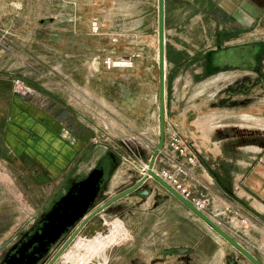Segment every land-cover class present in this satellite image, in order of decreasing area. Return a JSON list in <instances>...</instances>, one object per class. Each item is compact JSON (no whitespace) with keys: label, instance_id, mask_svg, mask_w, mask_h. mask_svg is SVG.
<instances>
[{"label":"rangeland","instance_id":"1","mask_svg":"<svg viewBox=\"0 0 264 264\" xmlns=\"http://www.w3.org/2000/svg\"><path fill=\"white\" fill-rule=\"evenodd\" d=\"M80 1L87 8L85 15L91 16L93 0ZM114 1L108 16L107 8L102 7L105 14L100 13L104 17L101 21H82L90 23L88 30L75 27L81 22L82 10L77 11V0H28L26 14L0 18V258L4 247L74 182L104 166L106 194L101 196L98 206L103 205L144 176L143 169L146 171L151 152L158 146V0ZM214 1L218 5L222 2ZM228 1L243 12L244 20L239 16L233 20L225 13L214 17L211 9L216 11V5L211 0H165L166 104L170 119H175V107L181 111L195 105V114L190 117L194 116L203 127L209 112L221 116L220 123H230L226 117L229 109L236 110L233 113L243 115L237 118H244L236 123H242L244 128L228 133L233 138L242 137L247 148L252 138L264 136V0ZM48 17L56 18L50 22ZM41 18L46 19L41 22ZM94 21L100 25L99 33L91 29ZM225 42L247 47L255 44L257 68L206 72L205 55L218 48L216 44L226 46ZM109 57L128 65L108 68L105 60ZM240 82L250 85V89L230 96L228 89ZM258 117L261 122L252 121ZM45 120H51L55 126L52 131L59 130L74 152L59 164L56 158L63 155L61 144L54 149L39 147L43 136L38 125ZM207 131L206 134L211 133ZM212 133L213 137L220 135L219 131ZM175 135L183 137L177 129L166 128L164 150L169 138ZM52 153L54 158L50 159ZM175 167L177 172L170 167L161 169L176 173L185 182L180 168ZM147 184L144 186L149 187ZM158 196L161 200L156 203ZM169 196L159 188L144 202L140 195L129 194L100 212L97 218L106 223L101 229L107 232L101 237L108 245L91 263L145 264L135 252L138 248L132 251L124 247L132 237L129 218L137 216L135 220H139L138 210L149 199L152 204L168 205ZM199 198L207 201L208 208V197ZM183 212L180 232H174L171 243L186 245L195 230L197 234L201 231L199 225L194 227L192 221L182 216ZM117 224L120 226L116 228ZM168 227L171 231V224ZM115 228L117 233H111ZM82 234L74 238L65 252L85 251L92 237L83 241ZM115 237L112 243L110 240ZM232 237L240 242L237 236ZM242 245L253 254L247 245ZM187 248H174L176 258L185 264H207L220 259L217 244L213 248L211 243V249H199V255L179 252ZM226 251L224 264H252L234 247ZM169 260L167 256L157 257L152 264ZM65 261L64 258L58 263L75 264Z\"/></svg>","mask_w":264,"mask_h":264},{"label":"crops","instance_id":"2","mask_svg":"<svg viewBox=\"0 0 264 264\" xmlns=\"http://www.w3.org/2000/svg\"><path fill=\"white\" fill-rule=\"evenodd\" d=\"M223 2L224 5L226 4L225 8L229 7L227 9H232L233 6L230 1L224 0ZM77 3V11L78 9L82 10H79V21L81 22L76 23L75 27L80 30H88L90 29V23L82 21L88 20L90 22L95 19L101 21L104 17L100 13L105 14V12H101L104 11L102 7L107 8L106 14L108 16L110 13L109 9L114 5L115 1L93 0L91 16L85 15L84 10L87 8L84 3L80 0H77ZM28 7V0H0V18H14L20 14H26V8ZM237 15L244 20L242 11L239 10ZM42 19L46 18H41L40 21ZM246 21L248 22V20ZM103 26L105 27V25ZM174 109L175 119H170L166 104L167 131L170 128H175L183 137L189 140L191 149L197 156V162L190 164L184 157L176 158L173 152L165 148L157 159L156 167L158 170L162 167H170L176 172L175 166L181 168L182 179L190 186L193 195L208 197L209 206L207 212L211 216L210 218L229 234L237 236L240 242L247 245L255 257L264 264V136L252 138L251 142H248L250 145L247 148L244 147V142L241 140L242 137H230L231 134L228 131L233 129L242 130L244 128L242 123H236L238 120H244V118H237L238 116L243 117V115L233 113L237 112L234 109H229L231 113L229 112L226 116L230 123H220L221 116L216 117L217 113L212 114L209 112L208 119L204 115L203 117L207 120V123H204L205 127L198 125L194 116L190 117L195 114V105L193 107L189 105L187 109H182L181 111L180 107H175ZM261 120L259 117L252 118V121L261 122ZM261 124L264 123L261 122ZM38 128V131L43 136V140L40 142L42 146L39 147L54 149L61 144L60 148L63 151V155L56 158L59 160L58 164L60 161L66 160L67 156L71 158L74 152L65 144L66 141L62 139L59 130L52 131L55 126L51 123V120H45L42 125H38ZM206 130L211 133L206 134ZM213 130L219 131L220 135L213 137ZM72 132L79 137L78 133ZM224 132L226 134L222 135ZM80 140L83 141L84 139L80 137ZM90 140H92V137ZM38 150L42 152L40 148ZM154 151L153 148L151 153L153 154ZM52 158H54L53 153L50 159ZM169 199L171 202L166 206L152 204L153 201L149 199L138 210V212H141L139 220H135L137 216L129 218L132 237L128 243L124 244V247L132 248V251L134 250L133 248H138L135 252L138 251L140 262L144 260L145 264H152L155 258L159 257L161 259L164 256L170 257V260L160 264H185L179 258H176L175 247L182 245L188 247L189 252L199 255L201 249L205 250L207 247L209 249L212 243L213 248L216 247V244L220 246L218 250L220 259H217L218 261L213 260L207 264H224V258H226L227 254L226 250L228 247L233 246L180 201L171 195ZM181 211L183 212L182 216L192 221L194 227L199 225L198 227L201 230L197 234V230L194 228L195 233H192V236L189 237L190 243L186 245L184 243L178 244V241L177 243H171V238L176 234L174 232H180ZM216 212H221L222 214L217 215L215 214ZM125 221L128 224V219H125ZM104 224L106 223L103 222V219H101V222L97 221L92 227L91 235L86 236L87 234H84L80 240L84 239L83 241H86V239L92 237V243H88V246L95 247L103 252V248L108 245L104 243L101 237L107 234L105 230L101 229ZM169 224H171V231L168 227ZM118 226L120 224L115 227L117 228ZM116 228L112 229L111 233H117ZM117 237L112 238L110 241L113 243ZM137 253H135L134 257L137 256ZM203 254L201 253V255ZM61 259L64 260L63 257H60L59 261ZM65 262L68 263L67 261Z\"/></svg>","mask_w":264,"mask_h":264},{"label":"water","instance_id":"3","mask_svg":"<svg viewBox=\"0 0 264 264\" xmlns=\"http://www.w3.org/2000/svg\"><path fill=\"white\" fill-rule=\"evenodd\" d=\"M54 17L48 18L53 22ZM42 19L41 22H44ZM158 66H159V142L150 159L146 174L136 182L131 188L123 191L107 202H105L93 215L99 214L107 207L116 203L121 198L131 194L146 183L149 190L155 188L167 191L171 196L180 201L184 206L191 210L196 216L208 224L223 239L229 242L239 253H241L252 264H263L239 241L232 237L219 224L212 220L206 213L197 209L189 200L183 197L178 191L171 187L156 172V162L162 154L165 147L166 136V34H165V0H158ZM115 159V155L111 154ZM105 180L104 166L94 168L85 178L74 182L68 192L57 200L52 208L45 214L42 219L43 224L40 230L31 235L27 243H23L17 248L14 254L9 253V257L4 259L0 264H46L47 258L43 260L44 255L48 252L47 247L57 242L61 235L69 228L82 219L88 211L94 206V203L101 191L102 184ZM149 191L144 194H148ZM97 221L101 222L97 218ZM80 229L65 243L56 256L48 264H55L60 258L67 246L74 240ZM33 244H37L33 250H29ZM188 249H179V252L186 253Z\"/></svg>","mask_w":264,"mask_h":264},{"label":"flooded vegetation","instance_id":"4","mask_svg":"<svg viewBox=\"0 0 264 264\" xmlns=\"http://www.w3.org/2000/svg\"><path fill=\"white\" fill-rule=\"evenodd\" d=\"M211 1H212V3H214L216 5L215 6L216 11H213V9H211V12H213L212 15L214 17H216L217 14L220 15L221 13H223V14L225 13V15H227L229 18L231 17L233 20H235L236 17H238L237 13L239 10L236 8V6L232 2H230L231 5L233 6L232 9H227V8H224V6H222L223 0L220 4L221 6L218 5L214 0H211ZM234 32H236V31L234 30ZM231 39H233V38H231ZM231 39H229V40H231ZM216 45L217 46L219 45V47L216 48L215 50H213L212 52H209L208 54L205 55V63L206 64L203 68L206 69V72H208L209 70H212V69L218 70L219 72H223V70H226V69H227V71H229V70L244 71L245 69L254 70L255 68H257V66H258V62H257V60H258V48L256 47L255 44L251 45L250 47L245 46L243 43H241V44H228V42H225L226 46H224V45L222 46L221 44H216ZM227 45H229V47ZM189 61H193V58H189ZM192 68H193V72H194V67H192ZM263 81H264V79H263ZM249 86L250 85L245 86L242 82H240L239 84H236L235 87L229 88L228 92H229L230 96L231 95L236 96V95L244 92V90H246V89L249 90L250 89ZM105 175H106V172H105ZM105 187H106V177H105V180L102 184L101 191L99 192L98 197L94 203V206L88 211V213L82 219L77 221L74 226H72L66 232H64L57 242H55V243H53L47 247L48 252L44 255V258H43V260L47 258L46 264H48L49 261L52 260L56 256V254L61 250V248L65 245V243L69 240V238L71 236H73V234L77 230L80 229V232L77 235L85 232L82 234V235H84V234H87L88 231H90V230L92 231V227L95 225V222L97 221L96 218L100 213L95 214V215H93V214L102 206V205L98 206V203H99L101 196L106 194ZM69 188L66 190V192L64 194H66L68 192ZM161 190H163V189H161ZM147 191H149V193L145 195L144 193ZM135 192L137 194H134ZM131 194L140 195L141 196V202H144L146 199H148L153 194V191L151 189L149 190V187L143 185V187L141 186L139 189L132 192ZM62 196H60V197H62ZM57 200H59V198ZM57 200L52 201V203H50V205H48L46 210H44L43 212H40L37 215V217L34 219V221L32 223H30V225L26 229L21 230L17 234L15 239H13L6 247H4V249H3L4 252L2 253V256L0 258V263L4 259H7L10 256L9 253L14 254L15 251L17 250V249H14L11 251V249L17 248L20 245H22L23 243H27V241L29 240L31 235L40 230V227L43 224L42 219L44 218L45 214L52 208V206L54 205V203ZM159 200H161V197L158 196L156 203ZM86 217H88V218H86ZM75 239L73 240V242L75 241ZM73 242H71V244H69L67 246V248L64 250V252L67 249H69V247L72 245ZM36 245L37 244H33L29 250L30 251L33 250ZM58 261H59V259L56 261V263ZM88 264H90V263H88Z\"/></svg>","mask_w":264,"mask_h":264},{"label":"built area","instance_id":"5","mask_svg":"<svg viewBox=\"0 0 264 264\" xmlns=\"http://www.w3.org/2000/svg\"><path fill=\"white\" fill-rule=\"evenodd\" d=\"M92 31L94 33H99L100 25L97 21L92 23ZM116 61H113L112 58H107L105 60V64L108 68L116 67ZM127 63V62H126ZM169 151L173 152L176 158L184 157L188 163L194 164L196 162V157L191 149V145L189 140L175 135L169 138L168 145L166 146ZM148 166V164H146ZM181 169V168H180ZM144 174L146 173L145 169H143ZM157 174L163 178L171 187H173L176 191H178L183 197L189 200L197 209L206 213L207 209V201L203 198H199L193 195L190 186L183 182L176 173L169 171L168 169H155ZM183 171V169H182Z\"/></svg>","mask_w":264,"mask_h":264},{"label":"bare ground","instance_id":"6","mask_svg":"<svg viewBox=\"0 0 264 264\" xmlns=\"http://www.w3.org/2000/svg\"><path fill=\"white\" fill-rule=\"evenodd\" d=\"M115 65L121 66V65H128V64H126L125 62H115ZM148 168L149 167L147 166L146 172H147ZM86 218H88V217H86ZM218 237H220V236H218ZM68 252L69 251L65 252L64 254L62 253V255L60 256V257H64L68 263H75V264H88V263H90L91 264L92 259L94 257H97V256L99 257V255H101L102 251L95 248V247L88 246V247H86L85 251L77 250L75 252H69V253Z\"/></svg>","mask_w":264,"mask_h":264},{"label":"trees","instance_id":"7","mask_svg":"<svg viewBox=\"0 0 264 264\" xmlns=\"http://www.w3.org/2000/svg\"><path fill=\"white\" fill-rule=\"evenodd\" d=\"M20 79V78H19Z\"/></svg>","mask_w":264,"mask_h":264}]
</instances>
